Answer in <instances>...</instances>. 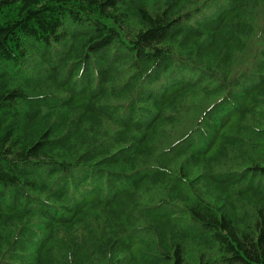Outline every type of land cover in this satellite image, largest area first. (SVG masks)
Listing matches in <instances>:
<instances>
[{"label":"trees","instance_id":"trees-1","mask_svg":"<svg viewBox=\"0 0 264 264\" xmlns=\"http://www.w3.org/2000/svg\"><path fill=\"white\" fill-rule=\"evenodd\" d=\"M0 264H264V0H0Z\"/></svg>","mask_w":264,"mask_h":264}]
</instances>
